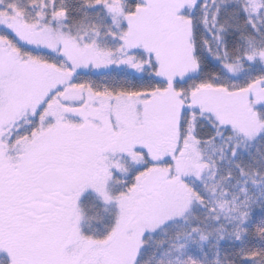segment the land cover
<instances>
[{
    "label": "snow or ice",
    "instance_id": "1",
    "mask_svg": "<svg viewBox=\"0 0 264 264\" xmlns=\"http://www.w3.org/2000/svg\"><path fill=\"white\" fill-rule=\"evenodd\" d=\"M0 264H264V0H0Z\"/></svg>",
    "mask_w": 264,
    "mask_h": 264
}]
</instances>
